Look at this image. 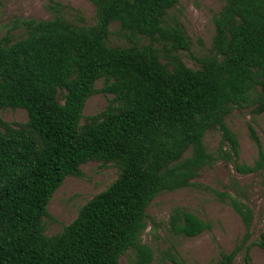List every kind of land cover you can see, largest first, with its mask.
I'll return each mask as SVG.
<instances>
[{
	"label": "trees",
	"instance_id": "trees-1",
	"mask_svg": "<svg viewBox=\"0 0 264 264\" xmlns=\"http://www.w3.org/2000/svg\"><path fill=\"white\" fill-rule=\"evenodd\" d=\"M92 1L93 26L62 17L16 19L26 36L0 39V111L22 108L29 116L18 126L0 118V264H120L129 250L136 252L133 264H151L154 252L142 242L151 202L192 186L214 164L204 142L209 130L219 129L229 145L219 157L238 156L239 142L226 123L235 108L264 113V0H225L215 18L214 54L199 69L173 54L192 46L180 23H167L179 0ZM113 23L130 45L108 44ZM140 38L149 43L140 45ZM101 78L105 86L97 90ZM98 92L114 97L82 123L88 99ZM250 131L259 157L254 165H237L242 174L264 170L260 137ZM91 161L117 165L118 177L48 236L44 218L53 195ZM226 196L248 239L252 210ZM170 227L196 237L208 225L176 209ZM242 247L222 252L214 264H232Z\"/></svg>",
	"mask_w": 264,
	"mask_h": 264
},
{
	"label": "rangeland",
	"instance_id": "rangeland-1",
	"mask_svg": "<svg viewBox=\"0 0 264 264\" xmlns=\"http://www.w3.org/2000/svg\"><path fill=\"white\" fill-rule=\"evenodd\" d=\"M225 0H179L169 10L167 23L182 25L192 42L189 51L179 50L177 54L193 69L201 67V60L214 54L215 18L223 10ZM62 17L68 22L90 27L96 23V6L92 0H0V39L9 34L13 39L26 36V30L16 24V19L51 20ZM118 23L111 25L110 46L125 47L131 44L120 32ZM140 45L149 43L139 39ZM156 46L161 48L159 43ZM167 55L161 53L163 63ZM105 78L96 82L95 88L102 89ZM113 94L98 92L92 95L84 109L86 117L103 112ZM59 99L64 102L63 93ZM253 107L235 108L226 118L230 131L239 142V154L232 161L219 157L220 149L230 150L228 143L222 144V132L209 130L204 138L210 154L217 157L212 166H206L190 187L173 192L160 193L146 211L147 228L142 242L154 252L151 264H214L221 253H231L243 246L232 264H264V170L242 174L237 165H254L259 157L258 146L251 136L250 126L260 137L264 151V113H256ZM0 118L12 125L25 124L28 113L22 108H5ZM188 152L187 155H190ZM81 177L69 176L55 192L49 205L48 216L44 218L48 236L60 233L76 219L80 209L95 195L106 189L119 175L115 164L91 161L82 165ZM232 197L246 205L253 212L250 236L245 239L246 225L230 199ZM176 209L194 213L206 222L208 228L196 237L176 235L170 227V218ZM244 242V243H243ZM249 255V260L247 259ZM134 250L121 258L120 264H133Z\"/></svg>",
	"mask_w": 264,
	"mask_h": 264
}]
</instances>
